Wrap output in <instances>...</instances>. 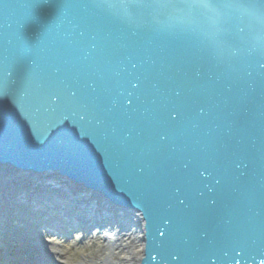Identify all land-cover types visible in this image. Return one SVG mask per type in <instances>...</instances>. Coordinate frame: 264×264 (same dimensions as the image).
<instances>
[{
    "label": "snow or ice",
    "instance_id": "snow-or-ice-1",
    "mask_svg": "<svg viewBox=\"0 0 264 264\" xmlns=\"http://www.w3.org/2000/svg\"><path fill=\"white\" fill-rule=\"evenodd\" d=\"M50 7L79 10L61 34L67 55L55 65L29 59L23 73L0 72V96L12 97L37 121L71 115L92 135L158 161L166 190L165 220L211 246L213 225L230 228L243 207L240 234L225 233L221 264H240L249 245L264 248V171L253 180L242 153L255 147L253 126L241 117L257 93L261 100L260 157L264 156V39H227L238 0H43ZM7 7V5H5ZM111 16L151 27L167 16H197L209 25L213 67L176 74L150 55L121 54L101 47L92 20ZM39 39V36H35ZM43 51V50H42ZM227 76L217 75L221 67ZM49 81L55 87H46ZM41 97L44 101L41 102ZM4 114L0 109V123ZM145 167L137 168L143 175ZM174 228V229H175ZM165 232H160L164 236ZM155 259V257H152ZM175 264H189L177 253ZM264 264V261L261 262Z\"/></svg>",
    "mask_w": 264,
    "mask_h": 264
},
{
    "label": "water",
    "instance_id": "water-1",
    "mask_svg": "<svg viewBox=\"0 0 264 264\" xmlns=\"http://www.w3.org/2000/svg\"><path fill=\"white\" fill-rule=\"evenodd\" d=\"M238 2L250 7L234 10L227 39L239 43V27L245 28L243 35L250 41L264 39V0ZM80 16L79 10L50 7L43 0H0V72L23 73L29 59H42L52 66L59 64L67 55L61 34L70 29L69 20L79 22ZM159 21L147 27L139 21L107 16L93 19L92 24L99 31L102 48L121 54L150 55L172 73H191L195 68L207 71L213 67L208 24L197 16L171 19L163 16ZM37 35L39 39L35 38ZM216 71L217 75L228 74L226 66ZM45 86L55 87V82L49 81ZM0 109L4 114L0 123V174L12 171L34 181L73 189L81 197L101 202V209L112 211L113 217L124 222L123 228L129 234L133 232L137 239L141 255L134 257L132 264H175L171 256L177 253L187 257L189 264H221L227 242L225 233L242 232L243 207L236 211L230 228L210 226L208 239L213 244L209 246L199 231L189 233L183 225L175 228L163 218L166 190L158 161L146 160L131 149L121 148L114 139L106 143L71 115L37 121L18 100L2 96ZM241 120L245 126H253L255 147L247 146L242 156L249 177L258 180L260 170L264 171L258 139L261 125L258 93L246 103ZM141 166L145 167L143 175L137 173ZM241 256L240 264H261L264 248L249 245ZM24 257L18 256L19 260L13 264H28Z\"/></svg>",
    "mask_w": 264,
    "mask_h": 264
},
{
    "label": "bare ground",
    "instance_id": "bare-ground-1",
    "mask_svg": "<svg viewBox=\"0 0 264 264\" xmlns=\"http://www.w3.org/2000/svg\"><path fill=\"white\" fill-rule=\"evenodd\" d=\"M4 171L0 174L1 264H13L22 256L27 257L28 264H123L127 261L133 247L128 230L123 228L124 222L113 217L112 211L101 209V202L81 197L73 189ZM79 233L84 236L79 237ZM64 237L81 241L100 237L105 244L100 249L103 254L95 260L89 256H81L75 262L64 258L58 243ZM139 249L136 246L133 251L135 258L141 255ZM118 255L120 260L116 259Z\"/></svg>",
    "mask_w": 264,
    "mask_h": 264
},
{
    "label": "rangeland",
    "instance_id": "rangeland-1",
    "mask_svg": "<svg viewBox=\"0 0 264 264\" xmlns=\"http://www.w3.org/2000/svg\"><path fill=\"white\" fill-rule=\"evenodd\" d=\"M83 236V233H79V237ZM99 238H89L87 241H81L80 238L68 239L64 237V239L58 241L59 245L61 246V250H59L62 251L64 258L74 262L80 259L81 256H89L91 259L95 260L99 257L101 258L103 252L100 249L105 245L103 240ZM24 258L26 259L27 257Z\"/></svg>",
    "mask_w": 264,
    "mask_h": 264
},
{
    "label": "flooded vegetation",
    "instance_id": "flooded-vegetation-1",
    "mask_svg": "<svg viewBox=\"0 0 264 264\" xmlns=\"http://www.w3.org/2000/svg\"><path fill=\"white\" fill-rule=\"evenodd\" d=\"M129 236V242H131L132 241V243H133V247H132V251L131 250H129V256H128V259H127V261L126 262H124L123 264H132V262H133V258H134V253H133V251H134V249H135V247L137 246V239H135L134 238V234H133V232H131L130 234H128ZM116 259H118V260H120L121 259V257L118 255L117 257H116ZM116 262H119V261H116ZM115 264H120V263H115Z\"/></svg>",
    "mask_w": 264,
    "mask_h": 264
}]
</instances>
